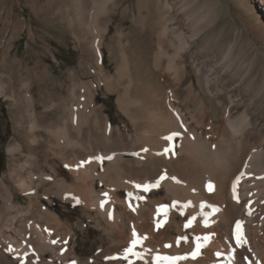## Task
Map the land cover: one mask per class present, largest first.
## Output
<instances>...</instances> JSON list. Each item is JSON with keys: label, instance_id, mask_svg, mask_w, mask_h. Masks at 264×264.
I'll list each match as a JSON object with an SVG mask.
<instances>
[{"label": "bare ground", "instance_id": "obj_1", "mask_svg": "<svg viewBox=\"0 0 264 264\" xmlns=\"http://www.w3.org/2000/svg\"><path fill=\"white\" fill-rule=\"evenodd\" d=\"M110 5L116 0H91L86 10L80 1L95 77L70 72L61 100L43 94L51 92L48 67L3 52L25 74L15 87L0 72V94L17 114L0 174V264H264V23L212 48L221 33L206 35L187 61L217 19L206 0H137L136 11L126 4L121 13L131 10L151 31L154 81L143 91L127 27L108 37L100 22ZM100 90L116 95L124 128L103 114ZM57 201L79 205L101 230L90 255L77 254L81 224Z\"/></svg>", "mask_w": 264, "mask_h": 264}, {"label": "rangeland", "instance_id": "obj_2", "mask_svg": "<svg viewBox=\"0 0 264 264\" xmlns=\"http://www.w3.org/2000/svg\"><path fill=\"white\" fill-rule=\"evenodd\" d=\"M80 1L82 0H0V72L3 73L4 80H6L7 74L11 73L14 85L17 87L19 77L25 74L23 69H19L16 62H14L15 65L13 63V66L10 65L11 59L8 58V62L4 63L2 58L5 49H9L11 58H15L17 61L22 60L23 63L30 66L39 62L48 67L54 87L52 88L53 84L49 82L48 90L51 92L43 90L47 100L50 98L61 100V94L65 91L62 83L67 82L70 72H75L79 79L86 80L95 77L92 69H88V65H92L93 60L89 52L90 37L86 36L84 27V21L87 19L86 12L80 6ZM206 1L215 9L217 19L201 32L192 47L185 53L187 61L190 60V56L195 53L196 48L203 42L206 35L221 33L220 38L213 40L210 44V48H212L235 30L250 31L251 27L264 23V10L256 0ZM136 2L137 0H116L115 6L110 5V9H112L110 15H101L100 22H108V37L112 34L115 35V31L120 26L127 27L131 40L129 53L136 69L135 78L144 91V87L154 81L152 72L146 68L152 50L151 31L138 23L137 14L131 10L127 14H122L120 11L126 4L136 11ZM85 4L86 10L90 9L91 0H85ZM144 14L142 12V15ZM113 43L115 44L114 40H112ZM103 49L104 62L108 63L111 60V49L106 46ZM168 52L171 53L172 48H169ZM210 52L211 49L207 54ZM140 53L142 57L138 56ZM70 61L73 62L69 63ZM110 63L113 65L111 61ZM84 64H86V68L83 67ZM189 70L192 73L190 67ZM179 96L182 99L184 92L179 91ZM226 98L227 95L223 100ZM97 101L103 104V114L109 115L112 125L124 128L121 120H126V117L116 104V95L100 90ZM214 103L217 104L215 100ZM60 114L57 112L50 118L56 120ZM16 117L17 114L11 99L0 94V174L7 170L9 161L7 146L13 141ZM19 198L22 197L19 196ZM56 203L58 209L63 212L64 218L69 217L73 224L76 221L81 224L79 228H76L77 240L72 238V241L76 242L77 254L80 256L90 255L102 243L101 230L95 227L91 218L84 215L79 205L67 203L63 206L59 201ZM82 219L85 220V225H83Z\"/></svg>", "mask_w": 264, "mask_h": 264}, {"label": "snow or ice", "instance_id": "obj_3", "mask_svg": "<svg viewBox=\"0 0 264 264\" xmlns=\"http://www.w3.org/2000/svg\"><path fill=\"white\" fill-rule=\"evenodd\" d=\"M176 135H179V133H172L169 137H166V139H168V140H171L174 136H176ZM145 151H146V149H145ZM168 151V149H165V152H167ZM110 158V157H109ZM161 179H163V177H161ZM156 185H152V187H155ZM137 187H140V185H137ZM211 184H209V189L211 190ZM144 189H145V191H147L148 190V186L147 185H145L144 186ZM105 195H107L106 193H105ZM129 195H131V194H129ZM238 227H239V225H238ZM199 239V238H198ZM204 239L205 240H207L208 239V237H204ZM237 240H238V243H242V242H244L242 239H241V237H239L238 236V238H237ZM139 241L138 240H133L132 241V244L133 245H135L136 243H138ZM126 251H131V249H126Z\"/></svg>", "mask_w": 264, "mask_h": 264}, {"label": "trees", "instance_id": "obj_4", "mask_svg": "<svg viewBox=\"0 0 264 264\" xmlns=\"http://www.w3.org/2000/svg\"><path fill=\"white\" fill-rule=\"evenodd\" d=\"M73 61H70L69 63H72Z\"/></svg>", "mask_w": 264, "mask_h": 264}]
</instances>
